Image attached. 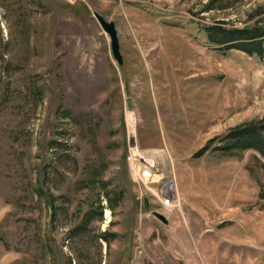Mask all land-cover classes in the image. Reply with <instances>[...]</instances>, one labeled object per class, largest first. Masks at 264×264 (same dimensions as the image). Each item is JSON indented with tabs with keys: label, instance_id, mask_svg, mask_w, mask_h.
Listing matches in <instances>:
<instances>
[{
	"label": "rangeland",
	"instance_id": "374dc122",
	"mask_svg": "<svg viewBox=\"0 0 264 264\" xmlns=\"http://www.w3.org/2000/svg\"><path fill=\"white\" fill-rule=\"evenodd\" d=\"M206 26L264 28V0H0V264H264V158L202 150L264 117V56ZM132 142L176 181L167 224Z\"/></svg>",
	"mask_w": 264,
	"mask_h": 264
},
{
	"label": "trees",
	"instance_id": "16d2710c",
	"mask_svg": "<svg viewBox=\"0 0 264 264\" xmlns=\"http://www.w3.org/2000/svg\"><path fill=\"white\" fill-rule=\"evenodd\" d=\"M207 41L224 50L237 49L249 55L264 56V28L261 26L226 28L224 26H206ZM0 53V61L2 59ZM216 142L215 149L219 151L255 150L264 158V117L235 126L224 135L209 139L203 149Z\"/></svg>",
	"mask_w": 264,
	"mask_h": 264
},
{
	"label": "built area",
	"instance_id": "2783aa9c",
	"mask_svg": "<svg viewBox=\"0 0 264 264\" xmlns=\"http://www.w3.org/2000/svg\"><path fill=\"white\" fill-rule=\"evenodd\" d=\"M73 3L76 0H64ZM127 162L134 175V180L143 185L150 194L151 209L164 213L180 207V197L177 194V184L173 177H162L158 162L148 158L138 148L136 142L129 144ZM156 204V206H153ZM151 214V213H150Z\"/></svg>",
	"mask_w": 264,
	"mask_h": 264
},
{
	"label": "water",
	"instance_id": "95a60500",
	"mask_svg": "<svg viewBox=\"0 0 264 264\" xmlns=\"http://www.w3.org/2000/svg\"><path fill=\"white\" fill-rule=\"evenodd\" d=\"M93 16L96 18V20L98 21V23L101 25V27L103 28V30L109 35L110 37V41H111V50H112V54L113 57L115 58V60L117 61V63L120 65L123 62L122 59V55L120 53V49H119V41H118V37H117V32H116V28H115V24L113 21H108L106 20L101 14H99L97 11H93ZM127 107L131 108L132 104L130 99H127ZM143 207L145 210H149V201L147 197H144L143 199ZM151 214L157 218L158 220H160L161 222H163L164 224L168 223V219L167 217L155 210L151 211Z\"/></svg>",
	"mask_w": 264,
	"mask_h": 264
},
{
	"label": "bare ground",
	"instance_id": "6f19581e",
	"mask_svg": "<svg viewBox=\"0 0 264 264\" xmlns=\"http://www.w3.org/2000/svg\"><path fill=\"white\" fill-rule=\"evenodd\" d=\"M128 122H129L130 128L133 129L135 121H134L133 114L131 112H129L128 114Z\"/></svg>",
	"mask_w": 264,
	"mask_h": 264
}]
</instances>
